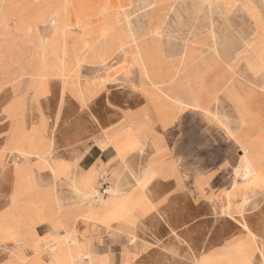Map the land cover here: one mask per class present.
<instances>
[{"label":"crops","instance_id":"obj_1","mask_svg":"<svg viewBox=\"0 0 264 264\" xmlns=\"http://www.w3.org/2000/svg\"><path fill=\"white\" fill-rule=\"evenodd\" d=\"M120 1L116 24L123 48L116 56L124 53L125 64L108 73L87 58L81 63L80 72L93 83L83 87V96L78 90L65 88L61 78H55L49 81L47 95L35 100L33 91H29L24 98L25 126L28 131L33 126L37 129L30 143L38 154L31 158L29 171L42 189L65 191L63 195L55 194V201L40 203L38 212L55 223L66 220L71 227L77 225V237L88 244L92 259H78L76 264H244L243 258H221L231 246L243 248L252 264H262L264 96L250 102L232 99L225 93L227 99H232L225 103L224 109L230 111L225 116L220 112L219 118L208 121L206 115L211 110L204 105L203 111L184 109L178 119L169 122L178 109L150 98L161 91L142 85L139 70L133 64V43L144 40L154 48L159 45L158 39L154 35L140 39L135 31L144 25L125 21L133 0ZM157 28L156 22L146 23V29ZM155 51L150 50L149 56L160 55ZM52 83L60 89V113L50 131L45 100L51 94ZM24 92L13 93L2 107L6 119L2 124H9L0 144L5 157L11 154L12 134L6 111ZM68 109L71 112L66 116ZM38 156L48 159L49 164L38 162ZM246 157L252 173L257 174L253 180L241 177ZM3 180L0 178V188L8 193L0 217L11 210L9 197L13 190L11 176L9 182ZM236 184L244 185L238 191ZM75 188H99L105 195L111 189L117 190L119 194L110 198L113 203L108 204L122 206L124 218L111 222V229L95 221L78 225L80 217L101 204L81 198L66 202L65 198L75 197ZM229 194L237 196L231 200L237 208L232 207L225 214ZM117 197L120 200L115 204ZM244 197H248L247 203L243 202ZM225 223L233 229L226 232ZM49 224L40 220L36 223L40 238L37 250L24 240L0 241V264H19L20 258L25 257L34 264L49 263L45 248L50 234L63 232ZM16 236L25 239L30 235ZM133 237L137 239L135 243L131 242ZM37 254L39 259H35Z\"/></svg>","mask_w":264,"mask_h":264},{"label":"rangeland","instance_id":"obj_2","mask_svg":"<svg viewBox=\"0 0 264 264\" xmlns=\"http://www.w3.org/2000/svg\"><path fill=\"white\" fill-rule=\"evenodd\" d=\"M46 2L49 4L48 13H43V5ZM120 2L0 0V144L9 129V124H2L6 120L5 116H2V107L13 93L23 89L25 91L12 101L6 111L11 120V154L5 157V152L0 150L3 174L0 178L9 182L11 176L13 190L9 197L11 210L0 217V241L24 240L26 245L37 250L40 238L35 230L36 223L38 220L49 221L51 228H61L63 232L50 234V246L47 244L45 248L49 252L47 264H76L78 259H92V255L87 252L88 244H84L77 237V225L71 227L66 220L55 223L37 210L40 203L49 199L55 201V194L63 195L65 191L42 189L35 176L30 179L33 181L28 180V177L33 175L29 171L30 160L38 154L30 143L32 137L37 134V129L33 126L32 130L28 131L25 126L24 98L29 91H33L35 100L47 95L49 81L55 78H61L65 88L78 90L83 96V87L92 85L80 72L81 63L87 58L89 62L101 65L100 69L108 73L124 65V53L122 56H116L123 48V44L118 40L120 33L116 24L120 15L117 5H120ZM38 11L41 15L35 18L34 14ZM154 12L156 14L152 17ZM56 13L60 15L59 21ZM105 15L109 16V20L99 24ZM128 15V21L144 25L142 27L145 28L135 31L139 33L140 39L151 35L158 39L159 45L154 48L147 46L144 40L142 43L135 41L132 48L136 53V62L133 64L139 68L142 85L161 91L160 94L153 93L149 97L158 102H168L170 107L173 105L178 109L174 110L169 122L171 119H178L184 109L203 111L204 105L206 110L217 112L213 115L210 111L208 116L206 115L208 121L219 118L220 112L225 116L230 112L224 109L225 103L230 100L225 93L232 99L240 98L250 102L264 96V0H133ZM151 21L158 23L157 29H146V23ZM105 33L107 35H104ZM150 50L159 51L160 55H153L157 61H152V56L148 54ZM140 70L143 71V77ZM59 92L57 84L52 83L51 94L45 100L50 131L55 128L56 114L60 113L57 110ZM70 112L71 110H66L65 115L68 116ZM36 158L40 163L49 164L48 159L44 157ZM256 175L254 173L251 176L252 180ZM236 187H240L238 190L243 186L236 184ZM115 191L111 189L105 195L99 188L89 191L75 188L72 190L75 197L65 200L72 202L81 198L85 201L100 202L101 206L85 213L77 224L87 221L103 222L111 229V222L124 218L122 206L108 204L113 203L109 201L110 198L118 195ZM7 193V189L0 188V212L6 208ZM244 194L246 195V192ZM233 195L229 194L228 208L224 213L232 207L237 208L231 200L239 195ZM244 198L243 202L247 203L248 197ZM119 200L117 197L114 203ZM225 225L226 232L233 229L232 226L226 223ZM22 233L30 236L25 239L16 236ZM6 235L12 236L7 238ZM251 239L255 241V238ZM135 240L137 241L136 238ZM178 241L180 242V239ZM36 256L35 259H39V254ZM261 256L264 264V254ZM221 258H243L244 264H252L243 248L239 246L229 247ZM19 264L34 262L25 257L20 258Z\"/></svg>","mask_w":264,"mask_h":264},{"label":"bare ground","instance_id":"obj_3","mask_svg":"<svg viewBox=\"0 0 264 264\" xmlns=\"http://www.w3.org/2000/svg\"><path fill=\"white\" fill-rule=\"evenodd\" d=\"M71 3V2H70ZM48 2H46L44 5H43V8H44V10L42 11L43 13H48V10H47V7H48ZM72 5V4H71ZM63 8H64V6H63ZM126 10V9H125ZM124 11V10H123ZM41 15V13L38 11V12H36L35 14H34V17L35 18H38L39 16ZM56 15L58 16V21L61 19L60 18V15H59V13H56ZM109 20V16H103L102 17V22H98L99 24L101 23V24H103L104 22H106V21H108ZM125 21H128V18L126 17V19H125ZM129 22V21H128ZM50 29V28H49ZM257 31V30H256ZM4 33V32H3ZM7 33V32H6ZM5 34V33H4ZM40 34V33H39ZM2 35V34H1ZM104 35H107L106 33L104 34ZM87 38V37H86ZM264 38V37H263ZM47 39V38H46ZM87 41H89V40H87ZM86 41V44H88V42ZM106 41H107V39H106ZM76 42V41H75ZM105 42V41H104ZM103 42V43H104ZM64 44V43H63ZM79 44V43H78ZM90 44V43H89ZM88 44V45H89ZM92 44V43H91ZM80 45V44H79ZM65 46V45H64ZM63 46V47H64ZM77 46V45H76ZM90 46V45H89ZM104 46V45H103ZM201 47V46H200ZM78 48V47H77ZM86 48V47H85ZM102 49V48H101ZM101 49H99V50H101ZM250 50V49H249ZM82 51V50H81ZM99 52V51H98ZM97 52V53H98ZM104 53V52H103ZM102 53V54H103ZM245 54V53H244ZM65 55V54H64ZM79 55V54H78ZM239 55H241V54H239ZM238 55V56H239ZM237 56V57H238ZM64 57V56H63ZM101 57V56H100ZM78 58V57H77ZM91 60H93V59H91ZM98 60V59H97ZM100 61V60H99ZM62 62V61H61ZM96 62V61H95ZM98 62V61H97ZM101 62V61H100ZM100 62H98V63H100ZM73 64H74V62H73ZM104 65V64H103ZM101 66V65H100ZM104 67V66H103ZM65 68H67V67H65ZM112 68V67H111ZM110 69V68H109ZM139 69V68H138ZM61 70V69H60ZM140 72H141V74H142V77H143V71H141L140 70ZM85 75V74H84ZM71 80V79H70ZM143 81H144V79L142 78V83H143ZM93 83V82H92ZM174 86V85H173ZM191 90V89H190ZM18 100V99H17ZM17 102V101H16ZM22 103V102H21ZM194 103V102H193ZM193 106V105H192ZM16 107V106H15ZM15 109V108H14ZM217 116V115H216ZM219 116V115H218ZM208 118V117H207ZM206 118V119H207ZM247 118H249V117H247ZM244 124V123H243ZM244 126V125H243ZM29 156H31L30 154H29ZM40 159V158H39ZM25 166H26V164H25ZM251 167H250V163H249V161H248V159H247V157L245 158V161H244V166H243V169L241 170L242 172H241V177L243 178V179H245V180H248V179H250V177L254 174V172L252 173V171H251V169H250ZM34 175H31V176H29L28 177V180H30L32 177H33ZM239 176V175H238ZM33 179H35V178H33ZM30 181H33V180H30ZM35 181V180H34ZM33 183V182H32ZM34 185V184H33ZM36 185V184H35ZM29 186H30V188H31V183H29ZM238 186V185H237ZM243 186V185H242ZM32 189V188H31ZM241 190V189H240ZM238 191H239V189H238ZM30 192V191H29ZM116 192V194H119L118 193V191L116 190L115 191ZM102 195V194H101ZM235 195H238L237 194V192H235ZM30 196V194H28V197ZM231 196V195H230ZM229 196V197H230ZM234 196V195H233ZM229 210V209H228ZM228 213V212H227ZM227 213H225V214H227ZM36 230V229H35ZM34 232V231H33ZM207 240V239H206ZM131 242L132 243H135L136 242V240H135V237H133V239H131ZM49 245V244H48ZM47 245V246H48ZM50 246V245H49ZM52 250H54L53 248H52ZM135 252V251H134ZM138 252V251H137ZM132 254V253H131ZM53 255V254H52ZM188 256V255H187ZM88 257V256H87ZM86 257V258H87ZM84 258V257H83ZM89 258V257H88ZM85 260V259H84ZM55 264H56V262H55Z\"/></svg>","mask_w":264,"mask_h":264}]
</instances>
